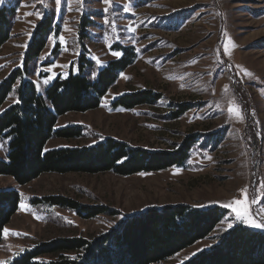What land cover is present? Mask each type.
Instances as JSON below:
<instances>
[{
  "label": "rangeland",
  "instance_id": "1",
  "mask_svg": "<svg viewBox=\"0 0 264 264\" xmlns=\"http://www.w3.org/2000/svg\"><path fill=\"white\" fill-rule=\"evenodd\" d=\"M4 2L18 11L11 38L0 49V84L22 65L36 25L46 15L56 28L29 76L40 91L58 75L79 72L82 53L91 78L118 58L112 53L123 52L119 45H131L137 53L100 106L58 117L56 128L74 126L82 134L52 138L46 149L90 146L112 137L151 150H174L190 134L200 140L185 165L157 172H47L26 184L0 175V190L16 189L20 195V205L4 227L0 264L60 238L93 241L149 207L191 204L224 211L206 238L152 264L189 262L236 225L258 229L236 220L223 205L242 199L245 188L249 200L264 197V0H62L59 9L56 0H3L0 7ZM16 90L17 84L2 109L16 101ZM139 90L162 96L131 109L113 105L119 96ZM181 104L191 108L179 114ZM8 149L9 139L1 137L0 158H6ZM52 196L106 207L111 213L84 217L44 200ZM252 208L257 222L264 219V199ZM38 259L62 260L57 255Z\"/></svg>",
  "mask_w": 264,
  "mask_h": 264
},
{
  "label": "trees",
  "instance_id": "2",
  "mask_svg": "<svg viewBox=\"0 0 264 264\" xmlns=\"http://www.w3.org/2000/svg\"><path fill=\"white\" fill-rule=\"evenodd\" d=\"M17 11L18 7L8 2L0 7V49L11 38ZM55 28L51 15H46L36 25L22 65L0 84V138L9 139L7 156L0 158V175L12 176L19 184H26L47 172H113L129 176L185 165L200 140L198 134L186 136L174 150H151L112 137L90 146L46 149L52 138L80 136L81 128H56L58 117L100 106L119 75L137 59L133 46L117 45L123 49L121 55L110 59L99 68L96 77L91 78L85 73L84 60L89 61L82 53L78 59L79 72L71 71L65 77L58 75L40 91L29 77L31 64L45 49ZM16 84V101L2 109ZM161 96L154 90H139L119 96L113 105L131 109L154 104ZM180 107L179 114H182L191 105L181 104ZM44 200L79 211L88 218L111 213L106 207L84 206L62 196L45 197ZM19 205L20 195L16 189L0 190V242L4 227ZM223 216L224 211L218 206L200 208L191 204H172L149 207L128 215L118 227L93 241L81 237L60 238L20 254L9 264H152L206 238ZM73 252L78 254L75 257L65 255ZM46 255H57L62 260L38 259ZM184 264H264V230L236 225L217 245Z\"/></svg>",
  "mask_w": 264,
  "mask_h": 264
},
{
  "label": "snow or ice",
  "instance_id": "3",
  "mask_svg": "<svg viewBox=\"0 0 264 264\" xmlns=\"http://www.w3.org/2000/svg\"><path fill=\"white\" fill-rule=\"evenodd\" d=\"M3 0H0V3H2ZM62 0H56L57 8L59 9L61 5ZM105 3H110V0H105ZM129 8H125V11H128ZM28 15H32V13H28ZM38 17L41 16L40 13H36ZM107 23V21H106ZM61 42H64V37H60ZM228 49L225 47V52H227ZM113 55L119 57L121 55L120 52H113ZM49 79H45L44 83L47 84L49 82ZM229 113H232L234 109L232 107H229L228 109ZM237 115L239 116V110H236ZM261 188H264V183L261 184ZM242 192V199H234L226 204L223 205L224 208L229 209L233 214L236 220L241 221L251 227L258 228L264 230V219H261L260 222H257L255 219V216L253 214V204L260 203V200L264 199V197H256L254 196L251 200H249L247 195V189L241 190ZM255 215H259V212H256ZM229 227H232L231 224H229ZM5 235L7 234V230H4Z\"/></svg>",
  "mask_w": 264,
  "mask_h": 264
}]
</instances>
